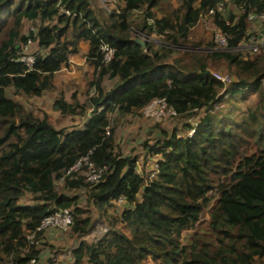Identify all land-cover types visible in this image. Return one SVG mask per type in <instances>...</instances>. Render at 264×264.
I'll list each match as a JSON object with an SVG mask.
<instances>
[{
	"label": "trees",
	"instance_id": "1",
	"mask_svg": "<svg viewBox=\"0 0 264 264\" xmlns=\"http://www.w3.org/2000/svg\"><path fill=\"white\" fill-rule=\"evenodd\" d=\"M160 1L119 0L118 12L99 16L88 0H0V264L37 263L45 233L37 228L53 211L70 209L69 230L80 239L88 233L90 213L78 206L73 190H82L87 205L107 219L101 237L81 239L72 250L74 264H254L264 259V53L246 58L238 50L248 13L264 14V0H230L236 10L224 5L222 12L216 11L222 0H179L178 9L158 18L154 10ZM209 10H214V26L227 36V47L215 49L210 41L200 53L202 43L190 41V30ZM133 12L142 14L133 30L163 35V44L184 50L187 63L166 61L168 48L159 53L151 42L144 48L134 42L129 37ZM24 21L33 23L25 34ZM29 40L37 46L31 68L17 60ZM80 41L89 42L85 59L93 68L88 85L94 93L83 105L60 93L52 107L63 114L90 113L79 126L56 129L8 91L36 97L54 90L55 72ZM103 43L114 49L108 63L102 61ZM212 65L225 66L231 82L216 79ZM105 78L116 82L106 89ZM256 93L254 108L237 109V99ZM160 99L187 121L201 114L195 123L183 124L185 134L173 130L149 146V153L159 156L150 178L137 170L135 157L116 151L110 116L138 113ZM224 103L231 104L226 111L220 108ZM85 156L103 169L97 183L78 173L66 175ZM26 194L29 201L21 202ZM119 198L124 207L109 216ZM30 233L37 243L27 239Z\"/></svg>",
	"mask_w": 264,
	"mask_h": 264
},
{
	"label": "rangeland",
	"instance_id": "2",
	"mask_svg": "<svg viewBox=\"0 0 264 264\" xmlns=\"http://www.w3.org/2000/svg\"><path fill=\"white\" fill-rule=\"evenodd\" d=\"M93 10L94 14L99 16H105L111 10L118 8L120 2L118 0H88ZM226 9L236 10L231 4L230 0H222ZM180 7L179 0H161L157 9H155V15L160 18L167 14L168 11L172 9H178ZM142 14L140 12H133L129 17V22L131 24V39H139L145 41L146 43L152 42L154 48H156L159 53H161V48H168L170 50L167 55L166 61L169 63H174L175 61L184 65L187 63V56L184 54V50L177 46H168L163 44L162 41H158V37L152 34H146L138 30H133L132 26L139 22ZM248 32L259 34L264 32V22L260 21H248ZM33 26V23L24 21L22 27V33H27L28 29ZM216 27L212 22L211 16H207L206 13L202 14L198 23L192 27L190 30V41L201 42L202 45L199 47V52L207 51L206 43L214 40V33ZM37 50L36 43L32 42L24 48L25 54H30ZM82 52V51H81ZM78 51L77 54L71 58L72 69L69 71L57 72L54 75L53 83L55 89L52 91L44 92L41 96L28 97L26 95H13L11 91H8L9 96L13 97L15 100L21 102L24 107L28 110L34 112L35 115L42 118L46 116L49 122L54 128H70L73 126H79L82 124L83 120L89 115L90 110L87 109L83 116L73 115V114H63L58 110H54L52 103L58 94L62 93L64 99L70 103L87 104L88 97L93 95V90L89 88V82L93 79V68L85 63V52L81 53ZM242 55L246 58H253L257 55L264 53L261 49L259 52L253 53L251 50L243 47L240 51ZM79 62L77 63V61ZM82 61V63H80ZM225 66L219 65L210 66V71L218 72L223 75L231 76L230 73L224 72ZM74 70L73 74H68ZM232 77V76H231ZM116 80H110L105 78L103 81V87L106 89L111 88ZM264 90V81H263ZM259 101L258 93L250 94L246 100L241 101L237 99L235 105L238 110L244 111L247 108H254L256 103ZM229 103H224L220 106L223 111L230 108ZM201 112H197L195 118L186 120L184 118H179L173 116L162 103L158 101L151 102L143 110L138 113L131 115H126L124 117L118 116L116 113L110 116L111 124L115 125V144L116 151L123 156H133L137 159L136 167L137 170L144 176H150V173L154 169L155 163L159 159V156H155L149 153V146L154 145L163 136L162 134H170L173 130L179 135L185 134L183 130L184 123H195ZM189 134V133H188ZM83 173V172H82ZM84 174V173H83ZM56 186L59 188L62 186L61 181H56ZM71 194L78 196V206L88 210L92 220V225L88 230V233L81 239L91 242L97 240L101 237L107 230V219L105 217H100L92 206H88L86 203V198L82 190L72 191ZM30 199V194H26L22 198L21 202H28ZM213 202V201H212ZM124 204L115 203L112 208L108 209V215H119ZM87 213V214H89ZM85 213L82 214L84 217ZM208 220V210L201 214L199 229H206V224ZM192 231L186 232L184 235H189ZM78 235L69 230L67 232H60L54 230L48 235L44 233L41 243H39L40 257L35 264H74V259L72 257V250L78 245L81 240ZM254 264H264V259L262 261H256Z\"/></svg>",
	"mask_w": 264,
	"mask_h": 264
},
{
	"label": "built area",
	"instance_id": "3",
	"mask_svg": "<svg viewBox=\"0 0 264 264\" xmlns=\"http://www.w3.org/2000/svg\"><path fill=\"white\" fill-rule=\"evenodd\" d=\"M113 10L118 12V8H115ZM223 10H224V4L221 1L217 5L216 11L222 12ZM213 14H214V10H209L206 13L207 16H212ZM247 20L248 21H257L258 20L262 23V22H264V14L251 11L247 15ZM152 35H155L156 37H158L159 38L158 41H162V38H164L163 35H160V34L152 33ZM143 42L145 43V41H143ZM30 43H31V41L29 40L28 43L22 45V53L17 59V60L23 62L28 68H31L34 64L33 52L30 54L24 53V48H26L28 46V44H30ZM263 44H264V32L259 33V34H255V32L250 33V32H248V28H247L246 37L243 38L241 40V42L239 43L238 50L241 51L243 49V47H245V48L251 50L253 53H256L262 49ZM213 45H214L215 49H221V50H223L227 47V36L217 28H216L215 33H214ZM100 51L102 54V61L105 63L110 62L111 59L113 58V55H114V49L109 47L107 44L103 43L100 45ZM210 73L216 79H218L219 81H221L224 84L230 83L232 80L231 76L223 75V74H220L218 72H213V71H210ZM154 101H158V102L162 103L163 106L166 107V109H168V111H170V113L173 116H176L175 111L171 107H168L163 99L154 100ZM191 132L192 131H190L189 134H191ZM156 171H157V164L155 163L154 169L150 173L149 177L150 178L153 177L156 174ZM71 173H78L79 175L83 176V178L86 182L97 183V182H99V180L103 176V169H99V168L95 167L93 165V163L89 161L88 157L85 156V157L78 159L75 162V164H73L66 171V175H70ZM61 180H62V178L60 179V181ZM117 202L123 203V198H119L117 200ZM73 220H74L73 214H72V211L70 209L56 210V211H53L52 213L48 214L47 216H45L41 220V223L37 229L42 231V232H45V231L50 230V229H55V230L60 231V232H67V231H69L71 225L73 224ZM26 236H27V239L31 243H37V241H35V238H34V236H35L34 233L27 234ZM35 263H36L35 260L30 261V264H35Z\"/></svg>",
	"mask_w": 264,
	"mask_h": 264
},
{
	"label": "crops",
	"instance_id": "4",
	"mask_svg": "<svg viewBox=\"0 0 264 264\" xmlns=\"http://www.w3.org/2000/svg\"><path fill=\"white\" fill-rule=\"evenodd\" d=\"M88 47H89V42H88V41H80L79 44H78L77 51L69 55V57H68V63H67L65 66H63L60 70H58L57 72L67 71V69L70 71V70L72 69L71 62H73V61H71V58H73L74 55L78 53V51H79V52L82 51L83 53L85 52V54H86V52H87V50H88ZM82 52H81V53H82ZM84 60H85V63H87L86 59H84ZM78 62H79V60L77 61V63H78ZM80 63H82V61H81ZM89 66H90V65H89ZM90 67H91V66H90ZM69 71L67 72L68 74H73V72H74V70H72L71 72H69ZM57 72H55V74H56ZM55 74H54V75H55ZM53 79H54V76H53ZM152 102H154V101H152ZM149 104H150V103H149ZM149 104H148V105H149ZM54 230H55V229H50V230L45 231V233H47L48 235H50V233H51L52 231H54Z\"/></svg>",
	"mask_w": 264,
	"mask_h": 264
},
{
	"label": "water",
	"instance_id": "5",
	"mask_svg": "<svg viewBox=\"0 0 264 264\" xmlns=\"http://www.w3.org/2000/svg\"><path fill=\"white\" fill-rule=\"evenodd\" d=\"M134 42H136L137 44H139L142 48L145 47V43L139 39H134Z\"/></svg>",
	"mask_w": 264,
	"mask_h": 264
}]
</instances>
